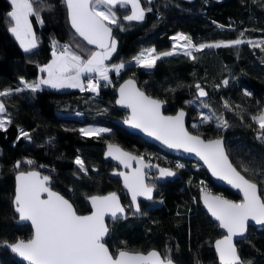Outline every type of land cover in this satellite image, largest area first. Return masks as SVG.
<instances>
[{
    "label": "trees",
    "instance_id": "1",
    "mask_svg": "<svg viewBox=\"0 0 264 264\" xmlns=\"http://www.w3.org/2000/svg\"><path fill=\"white\" fill-rule=\"evenodd\" d=\"M141 3L145 9H151L142 21L123 20L130 7L114 9L124 30L111 25L117 47L108 64L127 61L121 79L134 77L142 90L168 103L167 112H176L179 107L187 110V125L192 131L206 138L224 135L231 162L259 184L264 199V130L253 119L264 113V51L247 43L205 48L192 53L195 60L184 52H175L158 60L150 71L130 63L131 57L143 48L153 47L156 52L170 50L172 36L177 32L185 33L197 44L264 39V0H141ZM34 8L43 9L40 11L43 24L30 16L37 47L25 52L9 31L10 0H0V91L22 87L21 78L26 82L35 80L40 66L53 56V41L67 43L84 59L96 49L75 35L63 0H38ZM212 20L223 24L232 21L235 27L215 29ZM108 75L111 82H102L97 92L46 85L35 92L25 89L2 97L8 110L1 114L6 118V127L0 129V240L10 242L32 236L30 225L16 223L18 215L12 204L15 174L20 169L41 170L49 177L50 186L66 195L77 212L90 210L88 197L111 191H117L123 203L131 206L120 178L110 176L114 164L103 157L105 144L116 142L175 168L180 176L165 182L154 200L142 201L141 214L128 207L125 218L107 220L111 252L120 248H156L179 264H218L212 243L222 231L200 206L198 194L205 183L209 191L218 195L232 200H240L241 196L211 181L196 161L166 154L139 134L115 124L114 118L125 115V110L113 102L114 89L121 79L114 80V70ZM197 83L207 89L208 99L197 98ZM245 87L251 95L244 94ZM225 101L230 108H225ZM204 114L211 119L194 127ZM218 121H227V126L217 127ZM91 122L107 125L111 131L81 133L84 124ZM20 130L29 134L31 142L19 135ZM77 157L84 161L87 173L79 170ZM29 160L33 163H27ZM179 160L183 167H177ZM245 168L249 171H244ZM236 243L241 258L264 264V229L250 226L247 237ZM0 264L25 263L0 245Z\"/></svg>",
    "mask_w": 264,
    "mask_h": 264
},
{
    "label": "snow or ice",
    "instance_id": "2",
    "mask_svg": "<svg viewBox=\"0 0 264 264\" xmlns=\"http://www.w3.org/2000/svg\"><path fill=\"white\" fill-rule=\"evenodd\" d=\"M36 3L38 0H10L11 11L7 13L11 25L9 31L19 41L20 47L25 52H30L37 47V37L33 32L29 17L35 16L37 21L43 24L40 17V11L43 9L34 8ZM63 3L66 5L68 22L74 29L75 35L86 41L87 45L96 46L100 51H91L87 59H84L65 44L60 46L61 50L57 55L55 48L58 42L53 41V59L41 68L42 72L47 73V79H41L39 83H28L21 78L22 87L0 91V97L25 89L35 92L41 84H47L52 88L76 87L81 91L87 88L91 92H97L101 80L111 82L108 75L110 70H114L119 75L120 70L125 67L124 63H120L112 65L110 69L105 64L117 47L110 25L124 30L114 9L130 6V14L123 16L125 21H142L146 11H151L150 8L142 7L141 0H63ZM47 7L51 8V5ZM240 35L243 37L244 33L241 32ZM172 39L183 40L185 42L183 48L195 49V51L205 48L239 46L245 43L264 51V39L259 41L235 39L199 45H194L191 38L183 33H178ZM175 51V44L172 51L160 53H157L154 48H149L142 50L132 59L137 66L152 69L158 60L173 55ZM183 54L193 60L196 59L191 50H186ZM93 73L96 75L92 76ZM83 75H87L86 85L81 80ZM227 83L228 81L225 80L224 84ZM196 88L197 98L207 96V92L199 84H196ZM119 93L120 98L116 103L131 109V115L124 120L125 124L140 129L168 148L183 149L185 152L194 153L204 161L214 176L226 180L232 187L243 192V201L240 203L219 196H210L207 193L202 196L208 212L219 222L218 226L227 230V235L222 240H217L215 245L221 264H238L240 257L232 238L243 236L250 220L257 225L264 226V199H261L257 193V184L246 179L233 167L224 151L222 139L206 141L200 136L190 134L184 127L185 113L183 110L179 111L176 116L163 115L161 112L163 102L136 89L132 80L125 81L120 86ZM244 94L251 95L248 92ZM186 103L191 104L193 101ZM224 106L230 108L227 101ZM5 112V105L0 102V114ZM210 119L211 117L205 115L202 116L201 122H207ZM253 119L264 130V113L254 116ZM8 123H11L10 119ZM226 126L227 121L217 123V127ZM5 127V121L0 119V129H5ZM80 131L87 135L92 132L111 130L89 128L80 129ZM19 135L30 139L29 134L23 130H20ZM106 156L119 160L125 167H131L129 163L131 160H136L140 165L131 174L119 173L123 177L125 188L131 193L132 205L139 213L141 209L137 197L144 196L148 200L152 199L154 185L144 183V173L141 171L149 165L144 164L140 157L124 153L113 145L108 146ZM27 163L32 164L33 161L29 160ZM75 163L81 172L87 173L83 160L77 157ZM16 167H20V162H17ZM177 167H183V165L178 164ZM159 171L161 177L175 175L168 169ZM244 171L247 172L249 169L245 168ZM16 181L13 201L15 211L19 214L20 221L31 223L33 235L27 241L19 240L14 244H6V246L28 264H172L170 256L162 258L155 250L147 254L119 250L115 256L109 251L103 242L108 234V228L104 222L105 215L110 214L111 218L116 220L121 218L117 213L124 212L116 193L88 197L92 207L91 214L78 215L67 199L51 190L48 186V176L41 177L37 171L19 172ZM44 193L47 194L46 198H42Z\"/></svg>",
    "mask_w": 264,
    "mask_h": 264
},
{
    "label": "water",
    "instance_id": "3",
    "mask_svg": "<svg viewBox=\"0 0 264 264\" xmlns=\"http://www.w3.org/2000/svg\"><path fill=\"white\" fill-rule=\"evenodd\" d=\"M141 5H142V7H143V4L141 3ZM130 7V6H129ZM129 14H130V12H129ZM110 27H112L111 25H110ZM74 30V29H73ZM112 30H113V27H112ZM112 35H113V31H112ZM82 39V38H81ZM85 43H86V41H84ZM87 44V43H86ZM90 46H92V47H95V48H97L96 46H94V45H90ZM142 69H145V68H143L142 67ZM145 70H147V71H150L151 69H145ZM128 80H132L133 82H134V87L136 88V89H138V90H140V91H142V92H144L145 93V95H147V96H150V97H152V98H154V99H157V100H160V101H162L163 103H162V105H161V112H162V114L163 115H165V116H176L177 115V113L179 112V111H181V110H183L184 111V113H185V116H184V127H185V129L190 133V134H192V135H197V136H200V138L201 139H203V140H215V139H222V141H223V148H224V151H225V153L227 154V156H228V158H229V161L231 162V159H230V157H229V154H228V151H226V145H225V143H226V141H225V136L224 135H221V136H213V137H210V138H206V137H204L201 133H197V132H195V131H192L189 127H188V111L187 110H185L184 108H182V107H179L178 109H176V112H167V111H165V109H166V107H167V105H168V103L166 102V101H164V100H161V99H159V98H157L156 96H152V95H150L149 93H147L146 92V90H142L141 88H140V86H139V84H138V81L134 78V77H125V78H123V79H121V82H119L118 84H117V86L115 87V89H114V92H115V94H116V96H115V98H114V100H113V102L116 104V106L119 108V109H121V110H125V115L123 116V117H121V118H114L113 119V122L115 123V124H118V125H120L121 127H125L126 129H128L131 133H136V134H139L140 136H142L144 139H146L148 142H150L151 144H154V145H157L163 152H165L166 154H172V155H174V156H176V157H181V158H184V159H192V160H194V161H196L197 163H199V165H201L203 168H204V170L206 171V173L209 175V177H210V179H211V181H213L215 184H218V185H220V186H225V187H228L229 189H231L233 192L235 191L237 194H239L240 196H241V199L240 200H232V199H230V198H228V197H226V196H222V195H218V194H216V193H214V192H211V191H209V190H205V189H203V191L201 190L200 192H199V194H198V196H199V203H200V206H202L203 207V209L205 210V212L208 214V216L213 220V221H215L218 225H219V222L218 221H216L212 216H211V214L208 212V209L206 208V206H205V204H204V202H203V199H202V196L205 194V193H207L208 195H210V196H219V197H222L223 199H226V200H229V201H232V202H235V203H240V202H242L243 201V192L242 191H240L239 189H237V188H234V187H232V185H230L226 180H222V179H219L217 176H214L213 174H212V172H211V170L208 168V166L204 163V161L203 160H201L198 156H196L194 153H188V152H185L183 149H173V148H168L167 146H165L164 144H162L160 141H158V140H156L154 137H151V136H149V135H147L145 132H143V131H141L140 129H137V128H134V127H132L131 125H129V124H125L124 123V120L126 119V118H128L130 115H131V109H128V108H126V107H124V106H122V105H119V104H117L116 103V101L120 98V93H119V88H120V86L121 85H123L124 83H125V81H128ZM198 84V83H197ZM202 87V86H201ZM206 92H207V89L206 88H204V87H202ZM196 95H197V97H198V90L196 91ZM208 96H209V93L207 92V96H205V97H199V99H201V100H206V99H208ZM0 102H3V104L5 105V109H6V112H7V110H8V107H6V103H5V101L3 100V98L2 97H0ZM25 139H28V138H25ZM30 142H31V139H28ZM109 145H113L114 147H118L122 152H124V153H128V154H130L131 156H136V157H140L141 159H142V162L144 163V164H146V165H149L148 167H144V168H142L141 169V171L144 173V183L145 184H147V185H149L148 183H147V172H152V173H154V180L156 181V182H166V181H169V179L170 180H172V179H175V178H178L180 175V171H178V170H176L175 168H173V167H165V166H163V165H161L160 163H155V162H151V161H148V159L147 158H145L143 155H140V154H137L136 152L134 153V152H132V151H130V150H128L127 148H123L121 145H119L118 143H116V142H108V143H106L105 144V148H104V151H103V157L105 158V160H108V161H111L113 164H115L117 167L116 168H114V170H112L111 172H110V176H112V177H118V178H120V180H121V187L124 189V191L125 192H127V194H128V199L130 200V202H131V204H132V198H131V193L128 191V189L127 188H125V186H124V180H123V177L122 176H120L119 175V173H121V172H123V173H126V174H131L135 169H137L138 167H140V165L137 163V161L136 160H131L129 163L131 164V167H125V165L124 164H121L120 162H119V160H116V159H113L111 156H106V152L108 151V146ZM231 164L233 165V167H235L236 169H237V171H239L238 170V168L236 167V165L234 164V162H231ZM160 169H168V170H171L172 172H174L175 173V175H173V176H169V177H161L160 176ZM29 171H37V172H39L40 174H41V177H43V176H45V175H43L42 174V171L41 170H38V169H35V168H30V169H28V170H22V169H20V170H18L17 172H16V174H15V179H14V182H15V186H14V195H13V197H12V204H13V209H14V211H15V205H14V203H13V201H14V197H15V190H16V184H17V181H16V176H17V174L19 173V172H29ZM240 172V171H239ZM241 173V175H244L245 176V178L246 179H249V180H251L250 178H248L245 174H243L242 172H240ZM252 182H254L253 180H251ZM254 183H256L257 184V193H258V195L261 197V199H262V196H261V193H259V184L257 183V182H254ZM48 186L51 188V190L52 191H54V192H57V193H59L60 195H62L65 199H67L72 205H73V207H74V209L76 210V208H75V205H74V203L72 202V201H70V199L66 196V195H64L63 193H61L60 191H58V190H56L55 188H53L52 186H50V184H49V182H48ZM151 186V185H150ZM116 193L117 194V196H118V198H119V203H120V205L124 208V212L123 213H117V215L119 216V217H121V218H125L126 216H127V214H128V210H126V206H125V204L123 203V201H122V199H121V196H120V194L116 191H111V192H105L104 194H94V195H92V196H105V195H108L109 193ZM155 193H156V187H154L153 188V192H152V199L151 200H148L147 198H145L144 196H138L137 197V202L139 203V201L142 199V200H145V201H152V200H154L155 198H154V196H155ZM47 197V194L46 193H44V194H42V198H46ZM140 205V204H139ZM132 209L134 210V212L138 215V214H141L142 213V210L139 212V213H137L136 211H135V206L134 205H132ZM16 212V211H15ZM77 212V211H76ZM91 212H92V207H91V203H90V210L88 211V212H84V213H80V212H77V214L78 215H90L91 214ZM16 214L18 215V217H17V219H16V223L17 224H20V223H27L28 225H30L31 226V223L30 222H22V221H20L19 220V214L16 212ZM109 219H112L111 218V216H110V214H106L105 215V225H106V227L108 228V234L104 237V240H103V242L106 244V246L109 248V251L111 252V250H110V247H109V243H107V238L109 237V234H110V226H109V224H108V221L107 220H109ZM113 220V219H112ZM250 226H253V227H255L256 229L258 228V229H264V226H261V225H257L254 221H248V226H247V228H246V231H245V233H244V235L243 236H234L233 238H232V242H233V244L235 245V248H236V251H237V254H238V256L240 257V261L238 262V264H253V262H251V261H245L243 258H241V256H240V254H239V251H238V248H237V240H241V239H245L246 237H247V234H248V230H249V227ZM219 227V226H218ZM220 228V227H219ZM220 230L222 231V234L220 235V236H218V237H216L215 238V240L213 241V243H212V249H214V251H215V254H216V258L218 259V264H221V262H220V259H219V254L217 253V251H216V241L217 240H222L223 238H224V236H226L227 235V230L226 229H222V228H220ZM31 235H33V229H32V234ZM32 237V236H31ZM28 239H30V238H28ZM28 239H25V238H21V239H17V240H15V241H6V240H0V245L1 246H3V247H6V248H8L7 246H6V244H14V243H16V242H18L19 240H24V241H27ZM8 250L10 251V252H12L11 251V249L10 248H8ZM119 250H127V251H129V252H133V253H137V252H139V253H144V254H147L149 251H152V250H155V251H157L158 253H160V255H161V257L162 258H164V255L160 252V251H158V249H156V248H150L149 250H132V249H126V248H120V249H118V251ZM118 251L114 254V253H112L113 254V256H115L117 253H118ZM12 254L16 257V258H18L21 262L23 261L25 264H28V262L27 261H25L22 257H20L18 254H16V253H13L12 252ZM171 260H172V264H179L177 261H175L173 258H171Z\"/></svg>",
    "mask_w": 264,
    "mask_h": 264
},
{
    "label": "rangeland",
    "instance_id": "4",
    "mask_svg": "<svg viewBox=\"0 0 264 264\" xmlns=\"http://www.w3.org/2000/svg\"><path fill=\"white\" fill-rule=\"evenodd\" d=\"M30 19V18H29ZM31 21V20H30ZM31 24H32V28H33V32L35 33V31H34V27H33V23H32V21H31ZM179 32H177V33H174L173 34V36L172 37H176L177 36V34H178ZM36 36V35H35ZM188 36V35H187ZM254 39H256V38H254ZM115 40H116V38H115ZM193 41V40H192ZM227 41H229V40H227ZM227 41H225V42H227ZM116 42H117V40H116ZM216 42H219V41H216ZM216 42H208V41H205V42H203L204 44H213V43H216ZM184 41L183 40H179V39H177V40H173L172 39V46L175 44L176 45V51L175 52H184V51H186V50H191L192 51V53L195 51V49H185V48H183V45H184ZM193 44L194 45H199V44H201V43H199V44H197V43H194V41H193ZM153 48V47H152ZM144 49H149V48H143V49H141V51L142 50H144ZM95 50H99L100 51V49H98V48H96ZM173 50V47L170 49V50H164L163 52H165V51H172ZM72 51V50H71ZM140 51V52H141ZM59 52H60V50H57L56 51V53H57V55H59ZM139 52V53H140ZM138 53V54H139ZM157 53H160V52H157ZM53 59V56L48 60V61H50V60H52ZM48 61H46L45 62V64L46 63H48ZM131 62H135V61H133V59H131L130 60V63ZM44 64V65H45ZM105 64L107 65V66H109V68H111V64L109 65L107 62H105ZM44 65H41L40 67H43ZM86 75H84V77H85ZM84 77H83V79H84ZM41 79H47V73L46 74H43L42 73V71H41V69L39 70V75H38V77L37 78H35V80H32V81H29L28 83H39V81L41 80ZM101 82H106V81H104V80H101ZM40 87H42V85H40ZM75 88V87H74ZM73 87H70V88H68V89H74ZM56 89V88H55ZM57 89H63V88H57ZM68 89H66V90H68ZM208 116L207 114H204L203 116ZM0 119H3L4 121H5V123H6V118H4V116L3 115H1L0 114ZM202 121V117L201 118H199L198 120H196L195 121V125H202V124H204L205 122H201ZM89 128H94V129H99V128H107V129H110V127L109 126H107V125H104V124H102V125H100V124H98V123H95V122H91V123H88V124H84V126L82 127V129H89ZM92 133H98V132H92ZM89 134H91V133H89Z\"/></svg>",
    "mask_w": 264,
    "mask_h": 264
},
{
    "label": "built area",
    "instance_id": "5",
    "mask_svg": "<svg viewBox=\"0 0 264 264\" xmlns=\"http://www.w3.org/2000/svg\"><path fill=\"white\" fill-rule=\"evenodd\" d=\"M212 23H214V25H215V29L217 28V29H219V30H225L226 28H234L235 27V24H234V22H232V21H229V23H226V24H223V23H220V22H217V21H213L212 20ZM179 33H183V32H179ZM184 35H186L185 33H183ZM187 36V35H186ZM189 37V36H188ZM193 42V41H192ZM65 44H67V43H65V42H58L57 43V46H56V48H55V51H57V50H61V48H60V46H62V45H65ZM68 45V44H67ZM54 49H53V47H52V51H53ZM136 55H138V54H136ZM136 55H133L132 57H131V59L134 57V56H136ZM120 63H124L125 64V66H126V64H127V61H120L118 64H120ZM122 73H123V69H121L120 70V73H119V75H117L116 74V72H115V76H114V80L115 81H119L120 79H121V75H122ZM92 76H95L96 74L95 73H93V74H91ZM83 82H84V84L86 85L87 84V75L84 77V79H83ZM95 82V81H94ZM245 91L246 92H248V93H250V90L247 88V87H245ZM181 163V160H179L178 161V164H180ZM204 185V189H206L207 187H208V184H203Z\"/></svg>",
    "mask_w": 264,
    "mask_h": 264
},
{
    "label": "flooded vegetation",
    "instance_id": "6",
    "mask_svg": "<svg viewBox=\"0 0 264 264\" xmlns=\"http://www.w3.org/2000/svg\"><path fill=\"white\" fill-rule=\"evenodd\" d=\"M140 155H143V154H140ZM145 158H147L148 159V161H151V162H155V163H159V162H156V161H152V159L150 158V157H148V156H145V155H143ZM178 158V157H177ZM162 165V164H161ZM163 166H165V167H168V166H166V165H163ZM117 166L114 164V168H116ZM169 167H171V166H169ZM147 183L149 184V185H154V187H156V193H155V196H156V194L158 193V191L160 190V188H162L163 186V184L165 183V182H156L155 180H154V173H152V172H147ZM167 182V181H166ZM205 182V181H204ZM204 189V188H203ZM205 190H208V188H206ZM125 192V191H124ZM126 194H127V192H125ZM155 196H154V198H155ZM127 197H128V194H127ZM142 201L143 202H147V201H145V200H140L139 201V204L141 205L142 204ZM126 206V210H128L127 208L128 207H130V209H132V204H131V206H129V205H125ZM133 210V209H132ZM88 212V211H87ZM218 225V224H217ZM115 254V253H114Z\"/></svg>",
    "mask_w": 264,
    "mask_h": 264
},
{
    "label": "crops",
    "instance_id": "7",
    "mask_svg": "<svg viewBox=\"0 0 264 264\" xmlns=\"http://www.w3.org/2000/svg\"><path fill=\"white\" fill-rule=\"evenodd\" d=\"M11 10V9H10ZM30 18V17H29ZM19 42V41H18ZM73 51V50H72ZM94 51H99V50H94ZM75 52V51H74ZM78 54V53H77ZM85 59H87V58H85ZM52 60H50V61H48V63H46L45 65H47V64H49L50 62H51ZM105 62H107V60L105 61ZM108 63V62H107ZM111 66H112V64H111ZM42 68V67H41ZM111 69V68H110ZM110 71H112V70H110ZM110 71H109V73H110ZM43 74H46V72H42ZM108 73V74H109ZM83 77H84V75L81 77V80H82V82H83ZM84 83V82H83ZM102 82L100 81V84H101ZM99 84V85H100ZM42 86H46L47 84H41ZM68 88H70V87H65V88H63V89H68ZM74 88V87H73ZM76 88V87H75ZM57 89V88H56Z\"/></svg>",
    "mask_w": 264,
    "mask_h": 264
}]
</instances>
